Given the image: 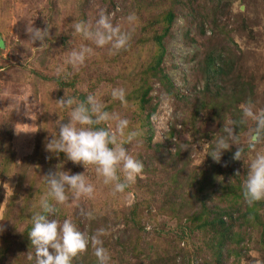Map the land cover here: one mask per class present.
I'll use <instances>...</instances> for the list:
<instances>
[{"label": "rangeland", "instance_id": "1", "mask_svg": "<svg viewBox=\"0 0 264 264\" xmlns=\"http://www.w3.org/2000/svg\"><path fill=\"white\" fill-rule=\"evenodd\" d=\"M221 210L264 264V0H0V264H216Z\"/></svg>", "mask_w": 264, "mask_h": 264}, {"label": "trees", "instance_id": "2", "mask_svg": "<svg viewBox=\"0 0 264 264\" xmlns=\"http://www.w3.org/2000/svg\"><path fill=\"white\" fill-rule=\"evenodd\" d=\"M176 20L175 13L169 14L166 18L163 19V24L166 27L165 31L162 35L158 36L156 38V42L160 43V46L162 47L161 51H159L157 63L155 67V71H160V66L163 61V55H164V48L162 41L167 37V35L170 33L172 25L174 24V21ZM155 42V43H156ZM156 68H158L156 70ZM209 211L207 206H204L201 213L194 218V222L196 223V220H199L203 216L204 213H207ZM249 211H252L250 209ZM250 213V212H249ZM231 213H225L224 210L219 211L212 220H207L202 228H206L207 226H211V230L215 232L214 238L218 241L217 247H215L216 255H215V263L216 264H227L223 258H225L224 254L227 252V249L229 246L234 242V235L232 234V229L234 228L233 222L230 223V219H228L229 216H231ZM229 220V221H228ZM233 221V220H232Z\"/></svg>", "mask_w": 264, "mask_h": 264}]
</instances>
